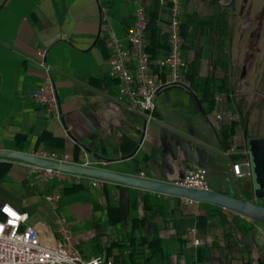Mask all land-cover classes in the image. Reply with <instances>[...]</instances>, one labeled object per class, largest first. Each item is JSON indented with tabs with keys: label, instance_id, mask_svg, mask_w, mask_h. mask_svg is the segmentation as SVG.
Returning a JSON list of instances; mask_svg holds the SVG:
<instances>
[{
	"label": "crops",
	"instance_id": "1",
	"mask_svg": "<svg viewBox=\"0 0 264 264\" xmlns=\"http://www.w3.org/2000/svg\"><path fill=\"white\" fill-rule=\"evenodd\" d=\"M157 1L0 0V150H46L68 156L72 164L104 162L101 169L139 177L143 174V178L168 183L180 181L188 169L202 168L207 170L211 191L230 194L227 186L232 184L224 160L117 100V81L110 76L111 36L126 45L136 8L143 6L148 14ZM231 3L232 0H183L184 15L186 21L192 15L210 18ZM159 18L167 19L161 8ZM213 37L212 29L198 31L192 24L186 28L182 58L186 67L202 55V77L213 71ZM40 50H47L46 62L52 68L60 100V121L33 100L43 80L37 59ZM165 55L162 53L160 58ZM204 104L182 87L166 88L158 96L153 119L222 151L215 127L222 117L217 118L218 113L207 115ZM237 146L238 153L247 152L245 140L243 148ZM1 163L10 164V171L0 181V204L27 213L28 223L38 229L45 245H56L55 222L64 216L72 224L77 249L86 258L106 257L114 264H162L146 261L147 244L158 237L171 264L196 260L199 264H242L241 257L243 262L253 259V264H261L257 246L239 242L234 252L226 250L221 230L202 241L213 249L211 259L198 261L197 249L190 247L184 237L191 228L186 222L206 214L201 203L113 183L94 186V179L84 177L78 182V176L72 174L45 185L26 164L8 160ZM211 174L216 175V180H209ZM74 186L80 188L73 192L67 189ZM51 192L62 195L56 209L46 200ZM82 192H87L89 199H78L71 211L80 220L90 219L93 231L79 235L72 218L62 212V201L65 196ZM145 213L160 216L155 217V224L137 229L131 244V219ZM224 214L230 220L238 215L228 210ZM124 216L125 221L115 223ZM253 227L256 241L264 247V230L258 224ZM220 247L223 249H215ZM134 249L138 251L132 256ZM116 256L121 257L115 260Z\"/></svg>",
	"mask_w": 264,
	"mask_h": 264
},
{
	"label": "built area",
	"instance_id": "2",
	"mask_svg": "<svg viewBox=\"0 0 264 264\" xmlns=\"http://www.w3.org/2000/svg\"><path fill=\"white\" fill-rule=\"evenodd\" d=\"M159 5L167 15V19L159 18L157 26L162 35L167 37V54L156 63L151 61L147 52L148 18L145 7L138 6L134 12V21L126 35V45L122 44L112 34L110 59V76L117 81V100L129 109L140 112L150 121L157 108V99L160 92L170 87L186 88L183 69L185 63L182 58L185 40L182 35L184 18L183 0H160ZM109 24H106L108 27ZM47 50L37 53L39 65L43 69V80L39 89L34 93V102L46 109L47 114L55 120H61L60 100L54 81L52 68L46 62ZM220 100V99H219ZM218 118L221 116L218 115ZM43 160L58 164H72L68 156L58 155L46 150L27 152ZM232 163V171L236 178H252V166L249 158ZM230 156L239 154L238 146L234 145L226 151ZM25 164V163H24ZM105 163L85 162L81 165L87 168H100ZM30 171L38 175L40 181L49 185L54 180L62 178L66 173L58 170L45 169L26 164ZM144 177L143 174L141 176ZM84 178L78 176V182ZM101 181H94V186ZM103 183V182H102ZM189 189L210 191L207 181V170L202 168L188 169L184 177L174 183ZM62 195L51 192L46 196L47 202L58 208ZM7 209V210H6ZM29 215L10 206L0 204V264H114L105 257L86 258L77 249L72 224L60 216L55 222L58 240L55 246L42 243L38 229L28 223ZM187 244L197 249L203 242L198 237L197 229L192 227L184 237ZM190 264H199L196 261Z\"/></svg>",
	"mask_w": 264,
	"mask_h": 264
},
{
	"label": "trees",
	"instance_id": "3",
	"mask_svg": "<svg viewBox=\"0 0 264 264\" xmlns=\"http://www.w3.org/2000/svg\"><path fill=\"white\" fill-rule=\"evenodd\" d=\"M159 1L160 0L157 1L154 9L147 14L149 22L147 52L153 63L158 61L162 53L167 54L169 48L167 37L161 34L160 29L157 26V20L159 19L160 14ZM235 9L236 0H233V2L229 6L223 8L219 14L210 18H201L192 15L190 21H186L187 17L184 15L182 25L183 37L186 36V28L189 24H192L194 30L199 31L209 28L213 31L214 37L211 39L213 55H210L213 71L206 77L200 75L201 63L203 60V56L201 55L198 60L184 67L183 74L186 81L189 83V86L184 89L195 94L200 100L205 101L203 108L207 115L218 113V115L222 117V119L218 121V125L215 127L219 140L225 151L230 149L234 144V133L238 128L243 130L247 139H255L250 135V106L248 104V97L244 94L240 95L237 92L238 82L234 81L235 71L233 67L232 51L235 42ZM133 21L128 30L132 26ZM220 69L222 70V74H219ZM262 84L263 89L261 92L264 93V77L262 78ZM219 99L221 102H219ZM262 101H264V99H262ZM262 101L257 105L259 110H262L264 106ZM230 159L233 164L239 163L247 159V154L239 153L232 155L230 156ZM9 171L10 164H0V181L6 179ZM250 179L251 178H244L243 183L239 182L241 179H238L236 180V183L242 194L249 201H253V186ZM79 188L80 186H74L67 189H70V191L73 192ZM200 205L205 206L206 214L204 216L192 218L187 221L186 224L191 228L195 227L197 229L198 237L202 241L204 239L208 240L209 237L211 238L213 232L221 230V235L225 242L224 248L226 250L234 252L235 248L238 247L239 242H242L246 246H257L260 250L259 258L261 259V264H264V247L256 241L257 231L253 227V224L259 223L249 221L240 215H235L233 219L230 220L224 214V209L211 204L201 203ZM118 211L121 213L122 209H119ZM158 216L160 215L157 213H145L144 216L132 218V231L129 234L128 241L132 244L136 230L142 229L150 224H155L154 219ZM126 219L127 216H124L122 219L118 218L114 221L118 224ZM161 242L162 240L158 237H154L148 242L146 247L149 252L148 257L146 258L148 263L157 260L164 264H171L170 255L165 253ZM215 249L220 250L223 248L220 247ZM135 251L138 250H131L132 256H134ZM212 253L213 249L204 243L197 248V259L199 262H204L211 259ZM119 257L116 256L114 258L116 260V258ZM239 259L242 264H253V259L247 263L243 262L242 257ZM180 263L181 262L179 261L178 264ZM120 264H122V262H120Z\"/></svg>",
	"mask_w": 264,
	"mask_h": 264
},
{
	"label": "water",
	"instance_id": "4",
	"mask_svg": "<svg viewBox=\"0 0 264 264\" xmlns=\"http://www.w3.org/2000/svg\"><path fill=\"white\" fill-rule=\"evenodd\" d=\"M246 1L247 0H245V2ZM244 76L245 67H243L242 69V73L240 75L241 79L244 78ZM150 122L183 136L188 141L207 150L208 152L215 154L216 156L224 160L230 174V180L235 195H230L225 192H215L211 190L200 191L189 189L175 185L174 183L150 180L133 175H123L99 168H87L75 164H58L48 160L40 159L25 152L0 150V160L18 161L28 165H34L45 169L58 170L66 174L94 179L104 183L119 184L122 186L141 189L147 192L183 198L197 203L211 204L224 210H228L230 212L238 214L250 221L264 225V206L256 202V200H264V137L249 140H247V138L245 137L246 148L249 152V158L252 166L251 182L255 200L249 201L237 186L236 178L232 171V161L229 155L226 154V151L224 149L222 151L214 149L204 142L177 132L168 125L161 123L155 119H151Z\"/></svg>",
	"mask_w": 264,
	"mask_h": 264
},
{
	"label": "rangeland",
	"instance_id": "5",
	"mask_svg": "<svg viewBox=\"0 0 264 264\" xmlns=\"http://www.w3.org/2000/svg\"><path fill=\"white\" fill-rule=\"evenodd\" d=\"M234 22L235 42L232 51L235 71L234 81L238 82L237 92L248 97L250 135L254 138H263L264 106L262 110H259L257 105L264 99V93L261 92L263 89L262 78L264 77V0H247L246 2L245 0H236ZM243 67H245V76L241 79L240 75ZM219 74H222L221 69ZM244 138L243 130L238 128L234 133L233 143L243 148ZM33 179L36 178L34 177ZM209 180H216V175H209ZM239 182L243 183L244 179L239 180ZM35 183L38 184V181L35 180ZM11 185H14L16 189L19 188L17 184ZM227 187L230 195H234L233 188L229 187V185ZM83 197L89 199V194L82 192L77 195L65 196L62 201V212L72 218L73 223L78 228L75 233L79 235L82 231H93L89 225L90 219L84 217L80 220L71 211L74 202ZM256 202L264 205V200H256ZM44 204L48 209L52 210L48 203L45 202ZM97 216L100 218L99 215ZM258 226L264 230V225L258 224Z\"/></svg>",
	"mask_w": 264,
	"mask_h": 264
},
{
	"label": "flooded vegetation",
	"instance_id": "6",
	"mask_svg": "<svg viewBox=\"0 0 264 264\" xmlns=\"http://www.w3.org/2000/svg\"><path fill=\"white\" fill-rule=\"evenodd\" d=\"M244 140H245V138H244ZM247 140H249V139H247ZM245 143H246V141H245Z\"/></svg>",
	"mask_w": 264,
	"mask_h": 264
},
{
	"label": "clouds",
	"instance_id": "7",
	"mask_svg": "<svg viewBox=\"0 0 264 264\" xmlns=\"http://www.w3.org/2000/svg\"><path fill=\"white\" fill-rule=\"evenodd\" d=\"M7 210V209H6ZM0 227H2V226H0Z\"/></svg>",
	"mask_w": 264,
	"mask_h": 264
}]
</instances>
